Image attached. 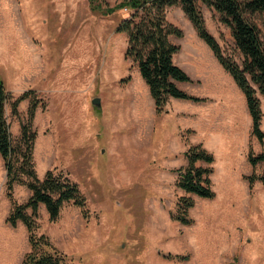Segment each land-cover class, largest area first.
Returning <instances> with one entry per match:
<instances>
[{"label":"rangeland","instance_id":"374dc122","mask_svg":"<svg viewBox=\"0 0 264 264\" xmlns=\"http://www.w3.org/2000/svg\"><path fill=\"white\" fill-rule=\"evenodd\" d=\"M107 1L113 6L121 0ZM198 7L206 30L224 54L241 65V53L220 14L201 2ZM121 16L120 11L108 16L92 12L88 0H0V79L12 97L6 107L12 138L21 139L31 99L19 102L16 115L11 103L33 90L31 96L39 102L32 119L37 175L43 179L53 169L68 174L78 183L89 213L85 218L79 206L68 202L52 221L45 205L40 204L38 234L47 235L71 264H264L261 180L256 179L251 188L244 175L239 222L234 216L241 236L233 248L231 235L227 245L218 240L226 223L214 217V205L202 206L194 193H185L177 186L178 170L183 167L152 166V158H147L157 151L156 141L164 132L166 138L171 124H166L165 131L157 127L152 137L151 124L144 131L141 115L151 96L140 82L138 67L125 58L128 35L117 30ZM167 20L183 33L170 35L173 44L205 41L180 5L168 8ZM257 22L264 36V14ZM132 87L140 91L139 97L133 99L126 93ZM95 96L102 100V109L96 110L102 115L100 132L97 122L91 121ZM262 101L264 108L263 97ZM217 105L212 110L215 118L221 113ZM127 110L130 115L124 113ZM162 111L163 116L166 106ZM119 113L125 120L113 124ZM230 115L233 119V110ZM248 116L240 94L237 122L235 126L231 123L239 139ZM113 129H118L117 134ZM119 130L128 131L120 134ZM204 164L197 166H210ZM254 170L252 173H257ZM6 179L0 155V264H21L31 245L26 226L19 222L14 227L7 221L12 202L6 195ZM30 195L26 185H14L17 202L27 201ZM183 196L195 200L189 210L190 225L171 218Z\"/></svg>","mask_w":264,"mask_h":264},{"label":"trees","instance_id":"16d2710c","mask_svg":"<svg viewBox=\"0 0 264 264\" xmlns=\"http://www.w3.org/2000/svg\"><path fill=\"white\" fill-rule=\"evenodd\" d=\"M88 1L92 12L104 16L122 12L117 30L128 35L125 58L131 59L138 67L149 86L158 112L163 110L169 96L193 101L206 100L183 91L175 83L191 80L174 63L173 56L180 48L170 41V35L182 36L183 33L168 22L167 10L180 5L244 93L252 117V133L260 141L264 140L261 128L264 116V36L257 22L259 15L264 14V0H121L113 6L107 0ZM199 2L217 11L220 20L230 28L236 48L242 56L241 65L234 57L225 55L222 46L206 30ZM32 94L33 90L27 91L11 103L12 113L16 115L19 102L28 97L31 99L28 122L22 125L21 139L15 141L6 116L7 103L12 97L0 79V155L7 171L6 195L12 202L7 221L14 227L22 222L28 231L31 250L24 255L21 264H71L67 256L52 245L47 235L38 234L39 207L44 204L50 219L55 221L64 204L73 202L88 218L86 199L78 183L61 170H48L43 179L38 177L33 157L36 131L32 128V119L39 102ZM185 155L188 165L178 170L177 186L187 193L214 198L216 194L211 187L214 168L197 166L198 161L213 163L214 155L201 144L190 145ZM249 161L253 166L264 162V153L256 154L250 148ZM247 179L251 188L256 179L264 183V170L262 175L254 173ZM15 184H23L30 189L31 195L27 201L19 203L15 200ZM194 204L192 197H180L175 210L171 211V218L184 225L192 224L189 210Z\"/></svg>","mask_w":264,"mask_h":264},{"label":"crops","instance_id":"0c3cea01","mask_svg":"<svg viewBox=\"0 0 264 264\" xmlns=\"http://www.w3.org/2000/svg\"><path fill=\"white\" fill-rule=\"evenodd\" d=\"M178 45H181V48L174 54L173 61L189 75L191 80L175 81L176 85L185 92L206 100L193 101L169 96L165 105V115L162 116L163 111H157L149 86L139 71L140 82L151 96L149 98L150 102L148 101L146 107L143 108L145 112L141 115L144 131L146 132L147 126L151 124L152 129L151 131L149 129V131L152 137V135L155 136L157 127L164 130L166 124H171L170 133H167L166 138L165 132L163 137L160 136L156 141L157 151H154L153 155H147V158H152V166L163 165L168 168L175 164L180 168L188 165L185 153L190 145L201 144L206 150L213 153L215 160L210 164L214 167L211 174V187L216 195L214 198H203L197 194H194V196L200 200L199 203L202 206L209 204V202L214 205L216 215L214 217L218 221L221 219L223 224L224 221L226 223L223 237H218V240L220 244L227 245L228 238L231 235L232 247L234 248L241 236L239 230L241 227H239V223L234 222V216L237 217L239 222L241 216V183L245 184L243 181H246L244 175H252L255 168L258 175H262L264 170V162H260L255 166L250 163L248 159L250 144L256 154L264 153V140L260 141L255 135L251 134L252 117L250 113V117L248 116L246 120L245 133L242 139L238 138L236 128H231V123L235 126L237 122V99L240 94L243 107L248 110V106L244 93L236 84L241 90L238 91L237 86L233 81H230V73L220 63L212 48L205 41H179ZM126 91L133 99L140 95V91L135 90L133 87L128 88ZM117 94L115 92V95ZM100 95L104 96V93L101 92ZM97 98L100 99L101 106H95L92 102L95 111L91 121L93 124L97 122L98 132H100V118L102 115L98 116L97 111L102 109V100L101 96ZM217 104H219L221 110L219 118H215L212 112L213 108L218 106ZM262 109L264 112L263 104ZM231 110H233V119L230 118ZM124 113L131 114L128 110ZM120 115L119 113V119L113 124H120L122 120H125L124 116ZM161 116L163 118L160 119ZM261 128L264 131V127L261 126ZM126 129L129 130V127ZM116 130L113 129V134H117L115 133ZM128 130H119L118 132L122 134V131L125 133ZM188 130L191 133H187ZM128 132L131 135L134 134V132L131 133V130ZM98 135L99 133H97ZM173 158L176 159L175 162L171 160ZM204 163L206 162L198 161L197 165H205ZM183 191L185 192V190Z\"/></svg>","mask_w":264,"mask_h":264},{"label":"water","instance_id":"95a60500","mask_svg":"<svg viewBox=\"0 0 264 264\" xmlns=\"http://www.w3.org/2000/svg\"><path fill=\"white\" fill-rule=\"evenodd\" d=\"M92 102H93V104L95 106H101V103H100V99L99 98H94Z\"/></svg>","mask_w":264,"mask_h":264}]
</instances>
